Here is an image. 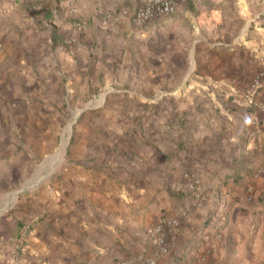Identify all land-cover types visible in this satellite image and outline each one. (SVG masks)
<instances>
[{
    "label": "crops",
    "instance_id": "0c3cea01",
    "mask_svg": "<svg viewBox=\"0 0 264 264\" xmlns=\"http://www.w3.org/2000/svg\"><path fill=\"white\" fill-rule=\"evenodd\" d=\"M142 1L0 0L6 138L48 133L72 89L91 85L104 97L90 106L127 109L96 130L109 147L95 137L96 160L106 165L95 180L84 173L92 194L81 203L63 196L43 218L0 229L13 241L30 227L12 264L130 263L154 249L150 230L163 216L178 224L157 264H264V171L252 158L264 160V106L245 96L263 74L255 100L264 99L261 0H188L139 24L132 14ZM250 185L260 187L257 199ZM226 199L239 206L227 219L226 207L214 210ZM13 250L0 243V264Z\"/></svg>",
    "mask_w": 264,
    "mask_h": 264
},
{
    "label": "rangeland",
    "instance_id": "374dc122",
    "mask_svg": "<svg viewBox=\"0 0 264 264\" xmlns=\"http://www.w3.org/2000/svg\"><path fill=\"white\" fill-rule=\"evenodd\" d=\"M239 1L226 0V5L237 4ZM254 3L255 0H252V4ZM263 7L264 0H261V5L256 8L262 10ZM253 13L257 12L253 11ZM247 30L248 34L249 28ZM102 97H104V93L101 92V89L93 91L91 85L90 90L85 91V93L75 94L72 89L71 95L68 96L69 107L65 103V107L55 108L54 123L52 127L49 125L51 130L48 133L40 134L38 140L30 133V130L22 132V137L16 135L6 138L1 132L3 130L1 125L0 229L3 228L4 224H8L5 229H14V225L22 219L37 220L43 218L46 213L53 212L52 208L58 206L54 201L63 196L74 198L73 202L75 203H81V197L89 195L94 190L93 185L87 187L81 181L86 179L84 176L86 170L91 171L89 173L90 179L95 180L98 176L96 174L104 171L103 165H106H100L96 160L99 154H94L95 137H99L98 142L102 140L100 143H104L103 148L109 147V144L105 143L108 139L107 134L101 129L99 130L101 134H97L96 130L101 128L103 123L109 121L107 115L110 112L124 110V114H126L127 111V109H113L112 107L103 109L90 106L89 101L91 99ZM113 97L116 98L114 95ZM103 111L104 114H102ZM120 118L123 120V116ZM22 126V129L29 127V125ZM125 126L127 125L125 124ZM124 153L126 154L127 150ZM262 153L264 157V150ZM258 154L259 152L254 154L252 158L257 156L255 168L263 173L264 160L262 158L260 161ZM109 166L106 168L110 169L111 166ZM246 191L249 193V199L253 197L257 199L259 194L264 193V190L260 193V187L257 185H250ZM231 201L226 199V205L223 201L216 204L215 212L217 213L221 208L226 207L227 219L230 211L236 212L239 208ZM29 230V226L25 227L21 232L22 234L20 233V236L13 241L0 236V243L11 245L14 249L7 259L9 264L13 263L10 261L15 256H20L24 253V249H27Z\"/></svg>",
    "mask_w": 264,
    "mask_h": 264
},
{
    "label": "built area",
    "instance_id": "2783aa9c",
    "mask_svg": "<svg viewBox=\"0 0 264 264\" xmlns=\"http://www.w3.org/2000/svg\"><path fill=\"white\" fill-rule=\"evenodd\" d=\"M188 0H143L137 9L133 12V19L139 24H146L154 19L171 13L180 5ZM123 13H127L128 9L124 8ZM78 28L82 27V23H77ZM263 74L257 75L249 83L245 89V96L249 103L257 106H264V99L262 102H256V94L258 88L262 84ZM178 224V220L171 216H163L160 222L152 227L151 237L153 239V247L151 251L144 250L136 261L125 264H157L158 258L166 254L175 242V236L172 233L174 226Z\"/></svg>",
    "mask_w": 264,
    "mask_h": 264
}]
</instances>
